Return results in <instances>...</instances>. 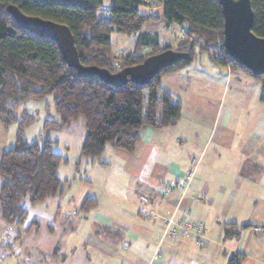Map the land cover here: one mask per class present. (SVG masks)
<instances>
[{
	"label": "trees",
	"instance_id": "16d2710c",
	"mask_svg": "<svg viewBox=\"0 0 264 264\" xmlns=\"http://www.w3.org/2000/svg\"><path fill=\"white\" fill-rule=\"evenodd\" d=\"M154 1L161 5L160 16L140 13L144 0H111L107 5L103 0H0V126L7 127L16 120V110L25 100L52 94L61 119L59 125H67L78 117L83 120L81 158L104 164L99 158L107 145L133 152L141 128L174 123L180 113V103L162 89L160 80L163 75L185 67L197 53H205L212 62L259 81V100L264 103V75H253L224 52L218 0ZM250 2L251 31L264 37V0ZM9 4L24 14L66 25L82 65H94L114 73L170 49L167 44L159 45L155 36L141 32L145 22L160 19L166 24L184 25V37L171 49L186 55L161 69L146 84H136L127 77L123 85L114 86L96 75L79 76L63 60L54 40L27 31L14 22L6 11ZM112 32L127 37L136 34L134 49L115 55ZM219 42L221 54L216 57ZM22 124L13 145L0 152V217L9 224L24 222L27 208L21 204L23 199L31 205L42 203L60 194L67 183L57 173L59 165L67 159L52 150L55 140L30 142L20 133ZM96 203L95 198L86 197L80 210L87 211ZM32 224L38 227L35 220ZM231 226L224 229L223 239L238 238L239 230H232ZM240 258L241 253H234L225 264H240Z\"/></svg>",
	"mask_w": 264,
	"mask_h": 264
},
{
	"label": "crops",
	"instance_id": "0c3cea01",
	"mask_svg": "<svg viewBox=\"0 0 264 264\" xmlns=\"http://www.w3.org/2000/svg\"><path fill=\"white\" fill-rule=\"evenodd\" d=\"M141 7L139 12L142 14H161L160 4L157 6L158 13ZM156 21L164 22L162 19ZM172 24L166 25L170 28ZM141 32L155 36L160 42L156 33L145 31L143 27ZM213 65L205 71L212 75L213 81V75L221 76L220 87L224 71L226 79L233 73L238 81H242L246 75L232 72L228 66L214 62ZM187 71L181 68L161 77L162 89L180 103V113L172 125H146L140 129L139 142L132 152L135 156L130 166L133 176L142 184L135 197L126 196V206L120 208L117 215L101 210L99 197H91L98 203L87 211L80 210L86 195L79 202L77 215L84 222L89 221L93 228V237L88 236L87 243L95 251L118 258L119 264H225L228 256L238 252L241 253L240 264H264V129L260 136L254 133L243 143L235 140L239 127L233 130L228 127L232 119L231 110L224 108L223 101L217 97L213 100L200 93L213 91L214 82L210 83V79L203 75L198 78H203V83L193 84V74ZM194 71L201 74L203 70L196 65ZM78 160L75 167L81 164V157ZM190 169L193 177L189 193L179 203L177 192L164 197L158 191L164 183L183 182ZM60 178L67 183L57 195H62L65 187L70 189L72 183L69 181L75 177ZM151 189L156 192L155 197L150 203L142 204L139 194ZM103 192L106 193V189ZM59 210L60 206L57 205L56 211L41 212L43 217H31L33 213L30 214L27 209L24 226L31 225L34 220L38 225L39 220L48 225L52 223L55 226L53 233L58 236L63 223L58 219ZM181 211H187L188 217L203 222V246L199 247L193 239L184 237L176 240L162 238L164 223L158 216H168L174 212L179 217ZM69 216L66 211L64 218L69 219ZM231 223L235 225L231 226ZM229 226L232 230H239L238 238L223 239V231ZM20 232H16L13 240L20 236ZM101 234L104 238L100 237ZM122 238L125 242L124 255L117 247L118 240ZM58 244V241L56 244L52 241L50 247L45 246L48 249L40 251L41 254L49 255L53 250L57 252L60 249ZM70 249L76 250L74 247ZM41 256L31 254L29 264H37ZM62 258L67 259L68 264H93L89 253L83 250H78L71 258L65 255Z\"/></svg>",
	"mask_w": 264,
	"mask_h": 264
},
{
	"label": "rangeland",
	"instance_id": "374dc122",
	"mask_svg": "<svg viewBox=\"0 0 264 264\" xmlns=\"http://www.w3.org/2000/svg\"><path fill=\"white\" fill-rule=\"evenodd\" d=\"M103 1L106 5L111 2V0ZM144 2L145 4L141 8L148 7L153 13H158L157 1L144 0ZM142 27L145 31L157 34L160 41L159 45L168 44L171 48L177 46L178 41L185 34L184 25L176 23L169 28L162 21L158 23L156 20H151L145 22ZM136 36L135 34L133 37H127L123 34L112 32L113 53L121 55L132 51ZM219 46L220 42L216 46L215 54L220 55ZM206 57L205 53L198 54L192 63L183 67V70H189L187 72L193 74V84L203 83V78L200 77L201 79H198L199 76L203 75L210 79V83L214 82L213 91H201L200 93L206 94L208 98L213 100L214 97H217L219 101H223L224 108L231 110L232 119L228 127L232 130L236 126L239 127L235 140L243 143L246 139H250L254 133H258L260 136L261 130L264 129V103L259 100V81L247 74L242 81H238L235 78L237 75L233 73L229 74L228 79H226L224 71L225 76L220 87L221 76L218 74L213 75L215 77V81H213L212 75L205 71L209 66H214L213 62ZM196 65L203 70L201 74L194 71ZM222 87L223 90L221 92ZM16 116V120L7 127L0 126V152L13 145L19 133L20 124L23 123L20 133L28 141L36 140L39 143H43L47 139L55 140L52 144V150L62 154L67 159L66 162L59 165L58 175L62 178L64 176L75 178L70 179L69 182L72 185L70 189L65 187L62 195L50 197L36 205H31L27 199H23L21 202L24 207L29 209L30 214L33 213L31 217H43L41 212L56 211V206L59 205L60 216H58V219L63 223L61 224V234L58 236L53 233L52 229H55V226L52 223L48 225L39 220L40 224L38 227L34 224L24 226V223H6L0 217V264H29V261L31 262L32 260L31 254L33 256L42 255L39 257L37 264H68L67 259L64 258L63 260V255L71 258L78 250L89 253L93 264H119L118 258H111L102 251H95L87 243V237H93L91 234L93 228L89 221L84 222L76 212L79 202L81 203V199L86 195V197H99L101 210L113 213V215L119 214V209L126 206L125 197L134 198L137 190H140L142 185L139 179L133 176L130 169L134 160V153L107 145L99 158L102 161H106V164L82 157L80 166L75 167L76 160L81 157L80 146L85 135L83 120L78 117L71 120L67 125H59L61 119L55 109L52 94L43 97H31L25 100L18 106ZM27 116L30 117V120L25 122ZM105 189L106 193L103 192ZM109 192L113 197L110 196ZM64 211L69 212V219L64 218ZM16 232L21 234L13 240V237L17 234ZM100 237L104 238V235L101 234ZM26 239L28 240L26 241ZM52 241L55 244L58 241L60 249L55 253L53 250L49 255L41 254L40 251L50 247ZM73 247L76 250L72 251L70 249ZM117 247L121 255H124L126 251L123 238L118 240Z\"/></svg>",
	"mask_w": 264,
	"mask_h": 264
},
{
	"label": "water",
	"instance_id": "95a60500",
	"mask_svg": "<svg viewBox=\"0 0 264 264\" xmlns=\"http://www.w3.org/2000/svg\"><path fill=\"white\" fill-rule=\"evenodd\" d=\"M222 12V41L224 52L253 75H264V37L251 31L253 10L250 0H218ZM6 11L21 28L39 36L54 40L63 60L76 69L79 76H98L104 82L121 86L127 77L136 84L148 83L161 69L171 66L185 57V53L166 49L146 57L141 63L111 73L94 65H82L69 28L61 23L39 16L27 15L15 5Z\"/></svg>",
	"mask_w": 264,
	"mask_h": 264
},
{
	"label": "built area",
	"instance_id": "2783aa9c",
	"mask_svg": "<svg viewBox=\"0 0 264 264\" xmlns=\"http://www.w3.org/2000/svg\"><path fill=\"white\" fill-rule=\"evenodd\" d=\"M219 57V54H215ZM193 177V171L190 169L181 183H164L158 188V191L165 197L172 192H177V202L179 203L183 197L189 193L190 181ZM156 192L151 189L143 191L139 194V200L142 204L150 203L155 197ZM164 223L162 238H169L176 240L178 237L193 239L197 246H203V239L205 233V226L201 220H193L188 217L187 211H181V215L176 217L172 212L168 216H158Z\"/></svg>",
	"mask_w": 264,
	"mask_h": 264
}]
</instances>
